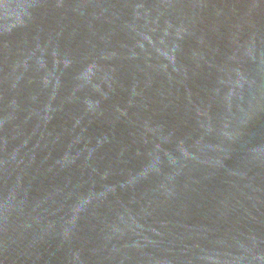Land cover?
<instances>
[{"label": "water", "instance_id": "water-1", "mask_svg": "<svg viewBox=\"0 0 264 264\" xmlns=\"http://www.w3.org/2000/svg\"><path fill=\"white\" fill-rule=\"evenodd\" d=\"M0 264H264V0H0Z\"/></svg>", "mask_w": 264, "mask_h": 264}]
</instances>
